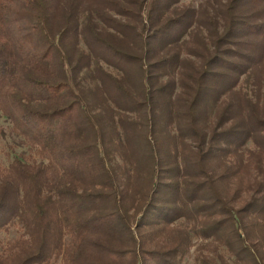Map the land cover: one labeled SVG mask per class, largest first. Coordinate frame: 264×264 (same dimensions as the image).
<instances>
[{"label":"trees","instance_id":"1","mask_svg":"<svg viewBox=\"0 0 264 264\" xmlns=\"http://www.w3.org/2000/svg\"><path fill=\"white\" fill-rule=\"evenodd\" d=\"M197 1L0 0V264H264V0Z\"/></svg>","mask_w":264,"mask_h":264},{"label":"rangeland","instance_id":"2","mask_svg":"<svg viewBox=\"0 0 264 264\" xmlns=\"http://www.w3.org/2000/svg\"><path fill=\"white\" fill-rule=\"evenodd\" d=\"M190 1V0H187ZM199 2V0L197 1ZM195 2V4L197 3ZM84 48V46L82 45ZM11 124L10 122L2 115H0V161L4 166H7L8 163L19 155L20 152L25 149L21 146H18L17 139L10 132ZM247 146H251V143L248 142ZM235 189V187H234ZM234 191V190H233ZM235 207L239 205L233 202ZM17 232L14 229H11L8 233H2L0 235L3 240H10L17 236ZM206 241H201L199 239H193V247L190 249L188 256L184 259V264H197L196 258L200 252L209 257H214L215 253L213 250V244H205ZM205 246L200 250L199 247ZM226 261L232 264V260L229 258V255L226 257Z\"/></svg>","mask_w":264,"mask_h":264}]
</instances>
